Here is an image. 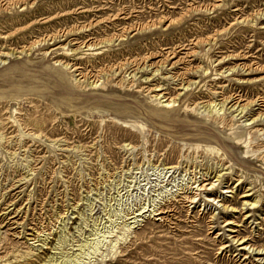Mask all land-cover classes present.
<instances>
[{"label": "rangeland", "instance_id": "1", "mask_svg": "<svg viewBox=\"0 0 264 264\" xmlns=\"http://www.w3.org/2000/svg\"><path fill=\"white\" fill-rule=\"evenodd\" d=\"M261 128L264 0H0V264H264Z\"/></svg>", "mask_w": 264, "mask_h": 264}, {"label": "bare ground", "instance_id": "2", "mask_svg": "<svg viewBox=\"0 0 264 264\" xmlns=\"http://www.w3.org/2000/svg\"><path fill=\"white\" fill-rule=\"evenodd\" d=\"M96 84V83H95ZM159 89V88H158ZM225 101L227 102L226 104H228V103H230L231 102V99L230 100H223V103H225ZM233 102V101H232ZM167 104V103H166ZM234 104H237V102H234L233 104H231V105H234ZM217 105V104H216ZM215 105V106H216ZM237 106H239V105H237ZM246 105H242V107H240V110L242 111V109L245 107ZM239 108V107H238ZM240 111V112H241ZM244 111V110H243ZM253 124H255V125H257V123L255 122V121H253ZM261 125H263V124H261ZM252 128V127H251ZM260 130H264V129H256L255 131V133H254V135L256 136V133L258 132V131H260ZM236 135V134H235ZM235 137V136H234ZM216 176H217V179H221L222 180V177H223V174H216ZM209 179V176H206V177H204V179H203V181L204 182H206L207 180ZM211 185L209 188H207L206 186L207 185ZM214 183L211 181L210 183L208 182V183H203L202 184V186L205 188V189H212V187L214 186L213 185ZM198 187V186H197ZM201 188V187H200ZM253 190V187H250V188H248L247 190H246V192L242 195L243 197H244V200H243V205H245V208H246V211H245V213H247V211L249 210V209H252V210H255V208L256 207H259L258 205H257V203L260 201V199H255V200H251V198L252 197H255V196H253V192H251ZM251 200V201H250ZM228 207H226L225 209H227ZM233 208V207H232ZM232 210V209H231ZM158 211V210H157ZM157 211H155V212H157ZM160 212H162V211H159L158 212V214H160ZM245 216H248L247 218H250V217H252L253 216V214H250V213H247V214H245ZM235 222L234 221H226V225L227 226H229L230 228L228 229V230H230L231 232L232 231H236L235 230V228H234V226L232 225V224H234ZM236 239V237L233 239V240H235ZM232 240V241H233ZM250 241L248 240V239H245V238H242V239H240V238H237L236 239V243H238V245H239V248L241 249V250H247L248 251V249L251 247V246H253L254 244H252V243H249ZM249 245V246H248ZM227 247V245H222L221 246V248H224V247ZM247 246H248V249H247ZM264 258V257H263ZM262 258V259H263ZM71 261V260H70ZM64 264H69V261L68 262H65ZM71 264V263H70Z\"/></svg>", "mask_w": 264, "mask_h": 264}]
</instances>
